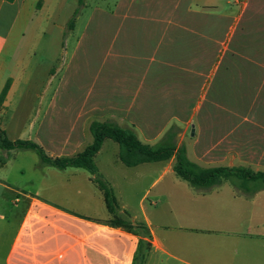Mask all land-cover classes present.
Segmentation results:
<instances>
[{
  "label": "rangeland",
  "instance_id": "rangeland-1",
  "mask_svg": "<svg viewBox=\"0 0 264 264\" xmlns=\"http://www.w3.org/2000/svg\"><path fill=\"white\" fill-rule=\"evenodd\" d=\"M37 1L28 0L27 9L33 11ZM51 6L44 13L21 15L6 37L10 23L0 22V81L15 82L8 139L21 136L50 148L78 136L81 147L86 146L91 141L87 131H69L74 116L83 113L94 121L115 119L141 141L156 142L170 130L177 145L183 144L189 158L202 165L264 170V87L257 98L255 80L239 77L250 70L212 69L217 61L244 63L232 53L233 31L227 39L231 21L210 17L203 22L208 37H190L181 28L189 16L187 0H84L81 7L77 0H54ZM192 24L202 25L194 18ZM22 125L30 132L19 133ZM117 156L111 140H104L94 156L97 175L112 189L116 215L132 224L134 216L138 223L144 214L170 254L150 257L148 242L142 264H202L203 255L222 252L224 259L210 264H249L247 252L232 261L231 252L202 243L221 238L217 230H246L248 209L241 205L232 213L226 208L229 183L219 187L225 196L212 199L224 204L213 205L208 216L195 194L208 191L173 174L158 179L160 163L128 168ZM0 158L10 160L0 174L5 185L30 193L41 186V163L33 151H0ZM92 203L91 214L102 217L99 198Z\"/></svg>",
  "mask_w": 264,
  "mask_h": 264
},
{
  "label": "crops",
  "instance_id": "crops-1",
  "mask_svg": "<svg viewBox=\"0 0 264 264\" xmlns=\"http://www.w3.org/2000/svg\"><path fill=\"white\" fill-rule=\"evenodd\" d=\"M27 1L7 2L0 0V22L8 21L10 23L3 37L7 36L11 24L18 20L21 15L28 13V15L33 16L36 13L47 12L53 7L51 4L54 0H38L39 6L37 1L34 12L27 9ZM187 1L189 16L181 28L190 37L193 35L208 37V27L203 22L207 23L210 17L222 21L229 20L233 23L231 29L228 30L227 39L233 31L235 41L232 53L234 56L243 58L244 63L226 64L217 61L212 64V69L214 70L215 67L230 69L232 67L240 71L250 70L251 72L249 71L248 74L240 73L239 77L249 76L255 80V87H257L255 95L256 97L259 96L258 94L264 87V0ZM193 18L202 23L199 28L192 24ZM2 41L4 43V40ZM226 44L227 42L222 43L224 51L227 50ZM1 47L2 44L0 50ZM212 72L207 74L208 78ZM8 80H10V85L2 104L4 112L1 114L2 120L0 121V130L4 131L5 134H7L12 120L8 109L10 108L15 82L13 78L0 81L1 92ZM135 100V97L131 99L132 102ZM111 120L116 122L115 119ZM92 121L94 120H90L87 114L77 113L74 120L70 122L69 131L88 132V126ZM29 128V126L22 125L19 133L30 132ZM15 139L27 140L21 136L12 140ZM141 142L153 145L158 141ZM81 145L78 136H68L57 146L44 148L54 157L73 156L85 147V145L82 147ZM215 150L216 155H218L220 149ZM213 152L210 151L209 154H213ZM261 155L264 157V148ZM233 158H236V155L233 154ZM9 161L8 159L6 162L0 163L1 175L5 173ZM156 163L162 164L158 179L164 175L173 174L172 158ZM205 166L231 167L223 164ZM38 167L43 173V180H41V186L32 193L12 189L0 179V189H2L0 191V264H132L138 249L139 236L122 227L110 225L111 216L106 210L103 194L97 184L92 181L90 175L81 168L58 170L42 164ZM47 173H52L51 176L48 175L50 176L48 179H46ZM222 185L208 190L206 193H195L196 197L201 199L202 210L208 209V216L211 215L213 205L224 204L212 200L213 197H217V194L221 198L225 196V193L219 189ZM230 188L226 208L232 213L238 210L241 205L248 209V224L245 232L236 231L233 227L228 231L215 230L222 239H203L202 243L204 246L216 247L218 250L221 248V251L225 250L227 253L231 252L232 261H235V257H241V254L247 252L249 264H264V190L246 198L236 193L232 187ZM12 194L13 198L11 199ZM97 198L103 206L104 214L102 217L91 214L94 207L92 201ZM191 200H194L193 195H191ZM10 204L13 205V210L9 208ZM217 219L219 220V218ZM136 223L137 218L134 216L132 224L142 225L147 229L148 237L145 238V241H148L152 247L150 257L158 254L170 255L165 250L163 243L155 236L153 225L144 214L141 222ZM207 232L214 233L211 229H208ZM243 237L247 238V241H241ZM242 243L247 244V251L245 247L242 252ZM223 255L225 256L223 252L221 255H203L202 264H210L209 261L219 263L224 259Z\"/></svg>",
  "mask_w": 264,
  "mask_h": 264
},
{
  "label": "trees",
  "instance_id": "trees-1",
  "mask_svg": "<svg viewBox=\"0 0 264 264\" xmlns=\"http://www.w3.org/2000/svg\"><path fill=\"white\" fill-rule=\"evenodd\" d=\"M13 2L14 0H6ZM84 0H77L78 6H83ZM73 13L68 22L76 16ZM10 80L6 82L0 92V107L4 102ZM91 136L90 144L73 156L54 157L46 152L41 144L32 140L7 138L0 130V151H33L40 163L58 170L66 168H81L85 170L103 194L104 204L110 214V225L122 227L139 236L138 249L132 264H142L149 249L147 229L142 225H133L121 219L115 213L116 203L111 187L99 178L93 162L95 154L100 150L104 140H111L118 146V159L128 168L146 163H156L173 159L172 171L176 178L197 190L208 191L223 183H229L238 194L250 198L255 193L264 190V171H254L244 166H205L189 158L186 147L177 145L176 134L170 130L153 145L142 143L135 131L129 127H122L115 121H92L88 126ZM4 160L0 158V163Z\"/></svg>",
  "mask_w": 264,
  "mask_h": 264
},
{
  "label": "water",
  "instance_id": "water-1",
  "mask_svg": "<svg viewBox=\"0 0 264 264\" xmlns=\"http://www.w3.org/2000/svg\"><path fill=\"white\" fill-rule=\"evenodd\" d=\"M191 134H192V131H191Z\"/></svg>",
  "mask_w": 264,
  "mask_h": 264
}]
</instances>
